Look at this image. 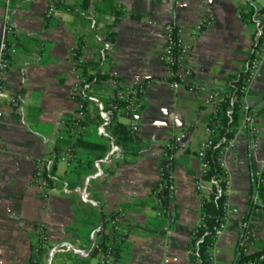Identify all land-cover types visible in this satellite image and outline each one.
<instances>
[{"label":"crops","instance_id":"0c3cea01","mask_svg":"<svg viewBox=\"0 0 264 264\" xmlns=\"http://www.w3.org/2000/svg\"><path fill=\"white\" fill-rule=\"evenodd\" d=\"M82 2L15 0L10 5L19 38L11 53L1 102L0 264H32L40 224L47 226L49 241L37 264H99L102 254L82 258L75 252L95 246L105 227L104 217L119 212L125 217L113 264H190L192 231L201 217L195 188L201 176L198 154L218 98L210 104L207 100L227 94L230 83L247 70L255 45L251 0H184L179 7L174 0H90L86 9ZM58 3L62 8H57ZM53 6L55 14L46 19ZM263 7L264 1H260L256 10ZM7 9L6 0H0V35ZM118 12L140 18L121 19L109 43L112 50L106 52L104 34ZM202 17L211 18L213 25L193 40L189 65L198 87L171 90L160 61L163 26L174 22L192 32ZM80 47L88 74L106 78L92 83L88 90L86 143L109 150L112 140L98 133L97 103L110 106L117 83L151 82L138 116L139 135L122 149L119 160L104 165L102 178L93 180L97 207L76 194H65L63 185L71 189L82 186L93 172L90 162L101 153L76 148L84 163L73 169L58 159L73 145L69 139L60 141L59 132L61 121L78 110L73 52ZM11 96L19 99L18 106L8 104ZM242 105L257 115L261 146L251 152L246 132L237 129L236 148L226 156L232 186L229 202L239 214L230 219L217 242L219 264H232L236 258L239 224L245 216L255 241L252 253L264 251V214L248 212L251 167L258 171L264 163V63ZM117 117L127 125L124 118ZM168 147L171 151L166 157ZM39 160H54V181L46 200L32 185ZM161 168L175 186V194L168 201V214L159 217L152 190ZM204 185L209 187L207 182Z\"/></svg>","mask_w":264,"mask_h":264},{"label":"built area","instance_id":"2783aa9c","mask_svg":"<svg viewBox=\"0 0 264 264\" xmlns=\"http://www.w3.org/2000/svg\"><path fill=\"white\" fill-rule=\"evenodd\" d=\"M15 0H6L8 9L6 11L4 22L1 30L0 42V120L2 118L1 102L6 93L7 82L6 73L11 67V53L17 47L19 38V30L13 22L10 15V5ZM184 0H174L175 7L182 5ZM262 0H251L254 8ZM264 1V0H263ZM258 10L264 12V7ZM55 7H51L46 15V19L52 18L55 14ZM213 20L209 17H202L192 28V32L171 22L163 26L164 46L163 53L160 57L161 63L167 70V83L171 90H178L181 87L188 88L190 91L197 89L193 69L189 65L190 58L193 52V40L197 33L211 28ZM255 28V45L253 53L248 63L246 72L240 79L239 93L241 99L245 98L254 85L259 72L264 63V18H255L253 20ZM81 48H77L73 52L74 71L76 72V84L73 88L74 98L78 103V110L70 117L61 121V131L59 132V140L72 141L73 145L67 146L61 156L58 158L64 162L68 168H76L84 163V160L79 158L74 144L83 140L88 133V111L86 104L89 100L88 90L89 84L83 74V67L86 64L84 57L81 54ZM112 50L109 43H105V51ZM149 80H133L130 82H119L114 92L113 102L110 106L105 107L102 103H97L98 114L101 122L98 126V133L102 136L108 135V127L113 116H119L127 121V129L130 136L137 137L139 135L140 126L138 116L142 112L145 105V95L150 87ZM227 95L216 94L210 96L207 103L210 104L218 98L217 108L215 113L220 109V106ZM8 104L18 106L19 99L11 96L8 99ZM241 122L238 130L246 132L249 139L251 152H257L261 146V137L258 118L248 106H240ZM213 122L206 128L207 139L202 143L199 151V159L201 162V176L195 181V188L198 194L201 217L197 226L192 231V240L196 243L203 242L206 236L210 237L211 242L206 250V264H219L216 255V245L226 230L227 223L231 218L237 216L239 211L234 208L229 202V195L232 191L231 182L228 177L226 156L233 152L236 148L235 136L232 139L220 137V118L215 115ZM216 137H220L216 141ZM224 144L223 148L215 153V149ZM171 148L165 152V156H169ZM122 157V150L115 144L110 142L109 151L107 154L93 162V172L85 179L82 186L71 189L67 184L63 185V192L67 195L76 194L83 202L97 207L98 202L94 200L92 193V183L95 179H100L104 176V165L110 164ZM213 163L218 166L221 175L213 176L211 170ZM54 160H39L36 166L35 173L32 177V185L40 191L42 199L46 200L49 197V190L54 181L52 176V168ZM255 190L249 195V214H264V193L261 189L264 187V163L262 168L255 171ZM204 182L209 184V187L204 185ZM175 194V186L169 182V176L164 168L160 170V177L152 190L154 205L157 210V216L161 217L168 214V201L173 199ZM217 198H223L220 206L222 211L221 219L218 225L210 228L208 225V206L213 204ZM247 212V213H248ZM125 214L121 213L116 216L110 224L111 235L108 244V249L99 260V264H113L117 254V246L121 241L122 229L121 224ZM240 240L237 246V255L232 264H264V251L258 253L253 258H248L254 255L255 247L254 238L247 224V216L243 217L240 224ZM39 234L38 243L33 249L32 264H37L39 256L44 245L49 241V232L45 224H40L37 228ZM202 233V234H200ZM94 249V244L89 251H76L75 253L82 258H89ZM190 264H204L202 260Z\"/></svg>","mask_w":264,"mask_h":264},{"label":"trees","instance_id":"16d2710c","mask_svg":"<svg viewBox=\"0 0 264 264\" xmlns=\"http://www.w3.org/2000/svg\"><path fill=\"white\" fill-rule=\"evenodd\" d=\"M89 3H90V0H83V2H82L83 8L86 9L89 6ZM57 8H62V4L58 3ZM262 16L264 18V12L262 10H256V8L252 7V9L250 11V18H253V20H254L255 18H261ZM127 17L131 18V19L140 18L138 15H135V14L120 13V12L116 13L113 26L109 30H107L104 34L105 35V43H110L113 41V39H114V26H116V24L121 19H124ZM84 68H85V70H83V74H84V77L86 78L87 84H89V87L92 83L97 84V83L102 82L103 80L106 79L105 77H102L100 75L88 74V68H89L88 65L87 66L84 65L83 69ZM242 76L236 82L230 83L229 92L226 94L227 97L222 102L220 109L216 113L214 111L212 118H211V121H210V123L213 122V120H214L213 118L215 115H217L220 118V124H221L220 137H225L226 139L234 138V136L237 133V129L240 126V122H241L240 106L242 105V99H241V96H240V93L238 90L240 87L239 81L242 78ZM89 102H90V99L88 100V102L86 104L87 110H88ZM103 105L105 107H108L105 104H103ZM250 110L252 111L251 108H250ZM253 113H255V112H253ZM98 116H99V114H98ZM99 118H100V116H99ZM100 122H101V118H100ZM210 123H209V125H210ZM108 136L112 141L115 142V144L117 146H119V148L121 150L127 145V143L132 138H135V137L130 136L129 131L127 129V126L120 123L117 116H113V118L111 120V123L108 127ZM220 137H216V141H218L220 139ZM223 146H224L223 143L220 144L215 149V153H218L223 148ZM82 147L88 148V149L93 150V151H98L101 153V155L94 160H97V159L104 157L107 154V152L109 151L106 146L97 145V144H89V143H86L84 139L78 141V143H76V145H75V148H82ZM94 160L92 162H90L92 169H93ZM254 173H255V171L251 167L252 187H251L250 193H252L256 189L255 188L256 178H255ZM211 174L213 176L221 175L218 166H216V164H214V163H213V167L211 170ZM261 191L264 193V187L261 189ZM222 202H223V198H217L213 204L208 206V210H207L208 216H209L208 225L210 228H213L214 226L218 225V223L221 219L222 211L220 209V206H221ZM119 214H120V212L119 213H113L108 217H104L105 227L101 231V233L99 234V235H101V238L97 241V243H95L94 249L92 251L93 255H96V254H102L103 255L106 252V250L108 249V244H109L110 235H111V228H108V226L111 224V221L116 216H118ZM200 234H202V233H200ZM210 242H211V239L208 236H206L204 238L203 242L198 243V244L196 243V240L191 241V244L189 246L190 263H193V262L196 263L199 260H202L203 263L206 264V250H207ZM256 255H258V254L251 255L248 258H253Z\"/></svg>","mask_w":264,"mask_h":264},{"label":"water","instance_id":"95a60500","mask_svg":"<svg viewBox=\"0 0 264 264\" xmlns=\"http://www.w3.org/2000/svg\"><path fill=\"white\" fill-rule=\"evenodd\" d=\"M0 42H1V38H0Z\"/></svg>","mask_w":264,"mask_h":264},{"label":"rangeland","instance_id":"374dc122","mask_svg":"<svg viewBox=\"0 0 264 264\" xmlns=\"http://www.w3.org/2000/svg\"><path fill=\"white\" fill-rule=\"evenodd\" d=\"M263 1V0H262ZM127 126V125H126Z\"/></svg>","mask_w":264,"mask_h":264}]
</instances>
